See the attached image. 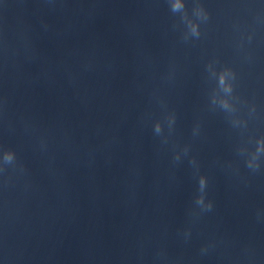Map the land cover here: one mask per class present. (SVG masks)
<instances>
[{
    "label": "clouds",
    "instance_id": "obj_1",
    "mask_svg": "<svg viewBox=\"0 0 264 264\" xmlns=\"http://www.w3.org/2000/svg\"><path fill=\"white\" fill-rule=\"evenodd\" d=\"M170 11L172 13H180L182 20L186 23L187 33L184 39L187 40L189 36L198 39L201 35L200 23L207 22L209 19V14L201 4H197L194 8L195 20L189 19L187 12L185 10L184 0H169ZM252 37L249 36L248 40L251 41ZM209 70H212V66L209 65ZM213 75L217 76V86L218 88L227 96L230 97L233 92V83L235 79V73L231 68L224 67L219 71L218 75L216 72H212ZM223 109L231 111L232 105L228 101H224L220 105ZM169 126L174 122V118H169ZM154 132L159 135L162 132V125L157 121L154 125ZM261 153H264V144L257 147L256 152L252 155L251 159L248 161V166L250 168H258L257 163L258 157ZM179 160V156L175 157ZM17 163L16 152L7 147L0 146V171H4L8 166H15ZM199 195L195 199V204L199 206L204 211H211L213 204L211 201L205 202V189L207 185V178L203 175L199 177Z\"/></svg>",
    "mask_w": 264,
    "mask_h": 264
}]
</instances>
